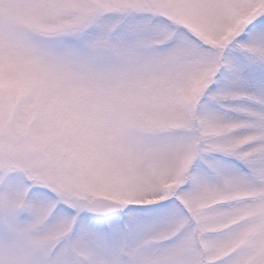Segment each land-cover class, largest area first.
Returning a JSON list of instances; mask_svg holds the SVG:
<instances>
[{
	"label": "snow or ice",
	"instance_id": "snow-or-ice-1",
	"mask_svg": "<svg viewBox=\"0 0 264 264\" xmlns=\"http://www.w3.org/2000/svg\"><path fill=\"white\" fill-rule=\"evenodd\" d=\"M0 264H264V0H0Z\"/></svg>",
	"mask_w": 264,
	"mask_h": 264
}]
</instances>
